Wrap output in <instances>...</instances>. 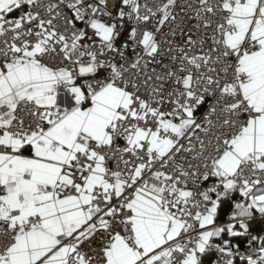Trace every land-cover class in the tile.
Here are the masks:
<instances>
[{
  "label": "snow or ice",
  "instance_id": "snow-or-ice-1",
  "mask_svg": "<svg viewBox=\"0 0 264 264\" xmlns=\"http://www.w3.org/2000/svg\"><path fill=\"white\" fill-rule=\"evenodd\" d=\"M0 264H264V0H0Z\"/></svg>",
  "mask_w": 264,
  "mask_h": 264
},
{
  "label": "trees",
  "instance_id": "trees-1",
  "mask_svg": "<svg viewBox=\"0 0 264 264\" xmlns=\"http://www.w3.org/2000/svg\"><path fill=\"white\" fill-rule=\"evenodd\" d=\"M228 210V206L227 205H225V211H227ZM224 217L222 216L221 217V219H223ZM256 227L258 228L259 227V225H256Z\"/></svg>",
  "mask_w": 264,
  "mask_h": 264
}]
</instances>
